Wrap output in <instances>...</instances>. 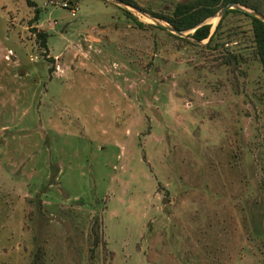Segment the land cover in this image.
Listing matches in <instances>:
<instances>
[{
    "label": "rangeland",
    "instance_id": "374dc122",
    "mask_svg": "<svg viewBox=\"0 0 264 264\" xmlns=\"http://www.w3.org/2000/svg\"><path fill=\"white\" fill-rule=\"evenodd\" d=\"M34 1L30 24L25 0H0V264H29L39 245L44 264H264L249 20L229 14L204 47L115 0H72L74 14ZM95 220L112 256L92 244Z\"/></svg>",
    "mask_w": 264,
    "mask_h": 264
},
{
    "label": "trees",
    "instance_id": "16d2710c",
    "mask_svg": "<svg viewBox=\"0 0 264 264\" xmlns=\"http://www.w3.org/2000/svg\"><path fill=\"white\" fill-rule=\"evenodd\" d=\"M70 2L72 0H69ZM121 3L139 8L150 14L151 17L167 22L169 25L175 27L179 31H188L194 29L193 32L188 33L186 37H181L172 33L171 31L166 30L164 27H159L154 25L158 29L164 30L166 33L183 40L192 45H198L196 42H201L207 39V42L203 44L204 47H208L211 44L218 46L217 36L219 34L220 27L225 17L229 14H240L245 16L249 20L250 31H251V43H252V52L254 57L259 61L261 66V71L264 77V21L260 18L247 13L246 11L239 10L236 8L228 9L224 15L219 19L218 23L215 26V29L211 32V23L205 22L207 18L217 13L223 6L227 5L230 2H235L240 6H244L247 9L255 10L262 15H264V0H178L173 7L170 9L155 11L149 10L142 7L135 0H118ZM27 6L33 8L34 17L29 20L30 24L33 21L39 19L40 9L36 6L34 0H25ZM127 12V9H124ZM133 20L139 26H143L142 22L138 21L136 18ZM48 33L46 32H37V39L39 44L43 47L46 45V40L48 38ZM195 40V42L190 41V39ZM227 64L229 70L234 71L239 64L238 57L236 55H227L223 57L220 64ZM100 224L98 220H95L91 226V232L93 234L92 244L96 245L98 242H101L102 251L109 256L113 255V251L107 248L106 242L100 236ZM44 247L39 245L34 252L33 258L29 264H44ZM106 256V255H105ZM104 256V258H105Z\"/></svg>",
    "mask_w": 264,
    "mask_h": 264
},
{
    "label": "water",
    "instance_id": "95a60500",
    "mask_svg": "<svg viewBox=\"0 0 264 264\" xmlns=\"http://www.w3.org/2000/svg\"><path fill=\"white\" fill-rule=\"evenodd\" d=\"M115 1L121 3V2L118 1V0H115ZM230 8H236V9H239V10L246 11L247 13H249V14H251V15H254V16H256V17H258V18H260L261 20L264 21V15H262L261 13L255 11V10L247 9V8H245L244 6H240L239 4H237V3H235V2H230V3H228L227 5L223 6V7H222V8H221L216 14H214V15H212V16L217 15L218 18L220 19V18L224 15V13H225L228 9H230ZM139 11H140V10H139ZM140 12H141V11H140ZM141 13H142V12H141ZM205 22H206V21H205ZM160 26L166 28L167 30H169V31H171V32H173V33H175V34H177V35L182 36V35L184 34L183 31H179L178 29H176L175 27H173V26H171V25H169V24H167V25H161V24H160ZM214 29H215V28H214ZM191 30L194 31V29H191ZM193 31H192V32H193ZM164 200H166V199H164ZM164 200H163V202H164Z\"/></svg>",
    "mask_w": 264,
    "mask_h": 264
},
{
    "label": "built area",
    "instance_id": "2783aa9c",
    "mask_svg": "<svg viewBox=\"0 0 264 264\" xmlns=\"http://www.w3.org/2000/svg\"><path fill=\"white\" fill-rule=\"evenodd\" d=\"M62 5L63 7L69 9L72 14H74L76 7L72 2L66 0V1H63Z\"/></svg>",
    "mask_w": 264,
    "mask_h": 264
}]
</instances>
